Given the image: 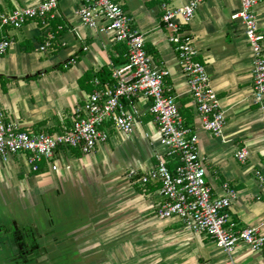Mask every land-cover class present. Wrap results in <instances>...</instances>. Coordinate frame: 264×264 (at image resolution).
<instances>
[{"label": "crops", "instance_id": "0c3cea01", "mask_svg": "<svg viewBox=\"0 0 264 264\" xmlns=\"http://www.w3.org/2000/svg\"><path fill=\"white\" fill-rule=\"evenodd\" d=\"M115 1L144 35L153 64L168 70L164 83L171 88L185 124L197 134L213 196L223 195L224 183L234 187L237 198L230 219L238 228L258 227L264 236V182L257 179V172L264 175V125L252 101L253 54L243 27L231 19L239 0H203L190 23L182 26L226 118L221 137L202 126L161 22L163 0ZM187 1L170 2L179 7ZM81 3L58 0L57 20L66 30L57 37L56 49H38L52 36L51 25L42 27L32 20L20 29L0 27V41L12 43L0 55V111L24 130H58L62 117L88 95L79 78L120 58L121 49L111 34L80 23ZM36 4L37 0H0V9ZM255 12L264 34V0H256ZM136 105L141 115L131 134L112 130L107 142L90 154L60 149L53 160L56 170L43 162V169L34 173L23 156L0 160V264H264L262 255L244 244L227 255L178 218L155 214L161 201L156 186L144 187L127 177L131 169L138 174L153 169L155 154L164 152L147 99H136ZM242 147L248 151L244 164L234 156ZM21 241L35 246L44 259L24 261L19 256Z\"/></svg>", "mask_w": 264, "mask_h": 264}, {"label": "built area", "instance_id": "2783aa9c", "mask_svg": "<svg viewBox=\"0 0 264 264\" xmlns=\"http://www.w3.org/2000/svg\"><path fill=\"white\" fill-rule=\"evenodd\" d=\"M170 1L163 0L160 4V18L168 31V41L188 80L189 93L203 128L221 137L226 118L205 65L197 59L198 51L192 38L182 30V26L193 19L203 0H188L179 7L172 6ZM255 7L256 0H239V7L231 19L243 27L253 54L252 101L260 111L264 125V34L259 29ZM78 17L88 29L111 34L115 43L124 44L127 63L115 66L110 62L113 82L102 85L94 79L92 92L81 105L62 117L58 130L52 133L42 129L24 130L0 111V160L6 162L12 157L23 156L32 172L39 171L42 162L56 170L53 160L60 149L90 154L99 144L107 142L112 130L131 134L141 115L136 99L143 97L157 122L164 152L155 154L156 164L150 171L138 174L135 169L129 170L127 177L130 181L157 187L161 201L155 214L159 218H178L189 231L211 238L227 255H232L238 245L244 244L264 258V236L259 228H238L230 219L237 190L224 183L223 195L213 196L206 182V168L199 154L197 134L185 124L171 88L164 83L169 72L153 64L145 49L144 35L134 28L132 18L115 0H82ZM59 18L58 0H37L32 7L0 9V27L12 29H20L32 20L38 21L42 27H49ZM11 44L9 39L1 40L0 55H4ZM53 44L54 38L49 36L38 49L42 52L56 49ZM234 156L244 164L248 151L239 148ZM169 160L174 162L173 170L168 166ZM257 179L263 183L264 175L257 172Z\"/></svg>", "mask_w": 264, "mask_h": 264}, {"label": "trees", "instance_id": "16d2710c", "mask_svg": "<svg viewBox=\"0 0 264 264\" xmlns=\"http://www.w3.org/2000/svg\"><path fill=\"white\" fill-rule=\"evenodd\" d=\"M51 27H52L51 34L54 38L53 46L57 47V44H56L57 37L60 36L66 30V28L63 26V24L59 20L52 22ZM116 47H120V49H121V51H119L120 52L119 53L120 58L119 59L114 58V59H112V62L115 66H122V65L127 63V57L124 58L126 56V52H127L126 47L122 43H117ZM94 79H98L102 85H105L106 83H112L113 82L112 72H111V69L109 68V66H104L101 69H99L98 71H96L95 73H93L92 71L86 72L84 75H82L79 78L78 84L82 90H84L87 93H90L93 90L92 81ZM168 166L171 170H173L174 169V162L172 160H169ZM39 167H40L39 171H41L43 169V162L40 163ZM39 171H37V172H39ZM37 172H34V173H37ZM147 185H150V184H146V185H144V187H146Z\"/></svg>", "mask_w": 264, "mask_h": 264}, {"label": "flooded vegetation", "instance_id": "af4514ba", "mask_svg": "<svg viewBox=\"0 0 264 264\" xmlns=\"http://www.w3.org/2000/svg\"><path fill=\"white\" fill-rule=\"evenodd\" d=\"M24 232H22L23 234ZM33 236L32 233L29 232H25L23 234V236ZM19 238V237H18ZM21 245H20V257L24 260V261H29L32 259L35 260H42L44 259V255H41V252H35L34 248L35 246H31V244H25L24 241H21Z\"/></svg>", "mask_w": 264, "mask_h": 264}]
</instances>
